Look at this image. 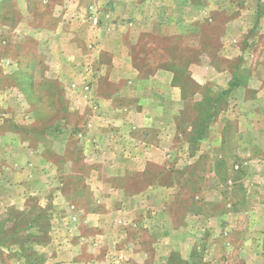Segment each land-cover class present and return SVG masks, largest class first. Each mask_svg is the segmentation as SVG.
Returning <instances> with one entry per match:
<instances>
[{
	"label": "rangeland",
	"instance_id": "rangeland-1",
	"mask_svg": "<svg viewBox=\"0 0 264 264\" xmlns=\"http://www.w3.org/2000/svg\"><path fill=\"white\" fill-rule=\"evenodd\" d=\"M0 264H264V0H0Z\"/></svg>",
	"mask_w": 264,
	"mask_h": 264
},
{
	"label": "trees",
	"instance_id": "trees-1",
	"mask_svg": "<svg viewBox=\"0 0 264 264\" xmlns=\"http://www.w3.org/2000/svg\"><path fill=\"white\" fill-rule=\"evenodd\" d=\"M237 84H231L230 88L228 90L222 92V94H220L218 99H215V100L207 99L206 100V103L210 104V106H209V108L207 110L208 113L205 116V118L202 119L201 123L199 122V123H197L194 126V129H193V144L199 142L201 139H203L205 137L209 123L215 118V116L217 114V108H218V105H219L218 101L220 99H223L228 94H230V92L232 91V88L237 86Z\"/></svg>",
	"mask_w": 264,
	"mask_h": 264
},
{
	"label": "crops",
	"instance_id": "crops-1",
	"mask_svg": "<svg viewBox=\"0 0 264 264\" xmlns=\"http://www.w3.org/2000/svg\"><path fill=\"white\" fill-rule=\"evenodd\" d=\"M110 53V55H112V53L111 52H109ZM127 57H130V53H129V51H127ZM130 64V66H131V69L129 70V72L131 73V76H128V78H130V79H133V80H137L138 78H139V74H138V72H136V70L133 68V65H132V63L130 62L129 63ZM133 70V71H132ZM142 104V103H141ZM143 112H142V109H141V111H137V112H135V113H131L130 115H132L135 119H136V117H143V114H142ZM128 131H131V128H130V130H128ZM147 146V145H146ZM146 146H144V147H142L141 149H146L147 151H149L150 150V148H149V146H147V148H146ZM126 148V147H125ZM144 149V150H145ZM126 151L128 152V148H126ZM134 150H131V152H133ZM135 151H138L139 152V149H137V150H135ZM127 154V153H126ZM147 156V155H146ZM145 163H148L147 162V160H146V162ZM126 166H129L131 169H134L135 168V166L133 165V164H131L130 162H128L127 164H126ZM118 167V166H117ZM146 195V193H141L140 194V197H139V199L141 200L144 196ZM143 257H145V256H143Z\"/></svg>",
	"mask_w": 264,
	"mask_h": 264
}]
</instances>
